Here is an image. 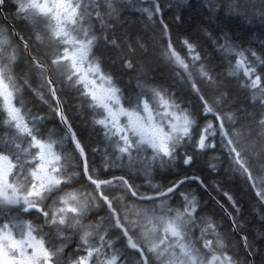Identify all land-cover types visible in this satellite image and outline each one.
Here are the masks:
<instances>
[{"label": "snow or ice", "instance_id": "obj_1", "mask_svg": "<svg viewBox=\"0 0 264 264\" xmlns=\"http://www.w3.org/2000/svg\"><path fill=\"white\" fill-rule=\"evenodd\" d=\"M172 7L0 0V264H264V41L221 19L264 26V0H204L191 32ZM133 13L150 37L128 30ZM201 156L242 178L259 230L194 171Z\"/></svg>", "mask_w": 264, "mask_h": 264}, {"label": "trees", "instance_id": "obj_2", "mask_svg": "<svg viewBox=\"0 0 264 264\" xmlns=\"http://www.w3.org/2000/svg\"><path fill=\"white\" fill-rule=\"evenodd\" d=\"M161 2L164 4L171 3L173 5L171 9H165V15L167 19L170 20L173 13L182 14L185 17L186 23L179 29L182 32H191L203 21L207 20V14L201 7L204 0H161ZM221 19L225 29L230 30V34L242 38L245 41L251 40L255 46H258L261 41H264V26L261 25L259 20L251 22L239 19H225L223 16ZM126 21V27L130 32L146 34V38L151 36L150 29L146 27L139 19L138 13L128 15L126 17ZM211 27L214 29L216 25L213 24ZM152 67L153 73L157 80H160L163 77L168 82H172L169 69L167 68L165 62L157 59ZM153 73H150V75H153ZM132 87H134V84ZM175 88H186V86L182 85L177 80L175 82ZM29 100L31 101V97ZM235 103L243 106L245 103L244 95L240 94L237 98H235ZM29 105L30 107L32 106L31 103ZM33 110H35V108ZM76 118L78 119V122L81 123V119H83V117L76 113ZM73 122H75L74 119ZM49 126L51 127L52 124ZM208 163L209 157L201 156L198 159L194 171L197 172V174L203 175L204 179L209 183H211L213 180L218 181L224 191H228L232 193L237 199H241L245 210L246 220L249 222L246 230L252 232L259 230L260 225L257 222L259 218V206L253 201L252 194L249 193V190L244 184L242 178H240L238 175H233L229 172L223 171V169L227 166L226 164L221 165V171L219 173L211 172V170L208 168ZM192 187L193 190L198 191V193L203 197V201L208 202L210 211L216 212L217 219L220 220V217L223 214L220 212L219 208L215 206L214 202L209 200V195L204 193L203 190L199 189L196 185H193ZM211 195L224 202L226 207L228 206L226 198L223 196L222 192L213 191L211 192ZM221 222L224 227H227V218Z\"/></svg>", "mask_w": 264, "mask_h": 264}, {"label": "flooded vegetation", "instance_id": "obj_3", "mask_svg": "<svg viewBox=\"0 0 264 264\" xmlns=\"http://www.w3.org/2000/svg\"><path fill=\"white\" fill-rule=\"evenodd\" d=\"M28 99H30V96L27 97ZM30 106V105H29ZM72 121L73 119L75 120V122H73L74 126L77 128V130L81 131L83 133V130H84V123H83V119H81V123L78 122V119L76 118V112L72 111V110H69V114H68ZM81 125V126H80ZM93 143H95L96 141H92ZM99 159H100V156L99 154L96 155V160L97 162H99ZM168 174L167 173H163L161 175H157L156 176V180L157 181H160V182H163V177H166ZM139 182V181H138Z\"/></svg>", "mask_w": 264, "mask_h": 264}]
</instances>
